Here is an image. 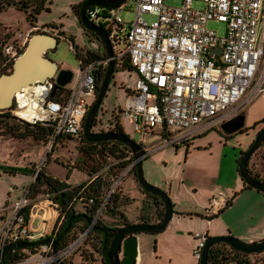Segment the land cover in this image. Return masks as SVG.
Listing matches in <instances>:
<instances>
[{"label": "built area", "instance_id": "2783aa9c", "mask_svg": "<svg viewBox=\"0 0 264 264\" xmlns=\"http://www.w3.org/2000/svg\"><path fill=\"white\" fill-rule=\"evenodd\" d=\"M196 1L203 7L195 8ZM124 3L135 10L130 24L118 15V8L94 6L87 16L108 31L116 66L128 58L138 73L136 89L126 97L121 117L131 120L136 133L154 137L149 145L139 143L145 156L168 146L188 144L198 134L244 113L252 100L264 94V0H182L178 6L168 5L165 0ZM145 14L157 19L150 23ZM211 20L227 24L224 36L208 28ZM37 29L32 28L25 36L20 34L3 47L6 64L14 63L24 53ZM117 44H125V51L115 52ZM215 48L221 51L212 56ZM111 59L107 55L88 63L79 61L64 100L55 98L58 89L51 96L56 76L24 86L14 97L11 113L30 124H51L53 142L79 134L90 107L87 98L97 95L99 71L106 70ZM116 163L107 164L95 174H109V185L91 223L76 238L56 251L53 244H43L36 247L35 253L5 262L8 253L19 251L12 250L2 256L0 264H69L104 216L110 197L136 168L134 160L112 174L111 167ZM41 170L37 169L34 179ZM226 204L223 198L215 197L207 213H218ZM73 207L71 202L63 208L53 192L33 196L28 188L6 209L0 227V253L19 242L56 239ZM35 220H39L36 226ZM194 237V255L200 260L210 236L197 233Z\"/></svg>", "mask_w": 264, "mask_h": 264}, {"label": "rangeland", "instance_id": "374dc122", "mask_svg": "<svg viewBox=\"0 0 264 264\" xmlns=\"http://www.w3.org/2000/svg\"><path fill=\"white\" fill-rule=\"evenodd\" d=\"M79 2L81 0H46L45 8L38 16L36 24L38 29L32 34V37L40 32L56 35L59 43L49 57L57 62L61 69H69L74 73L79 68V59L73 49L72 40L80 50L105 53L103 43L90 37L75 16L72 7ZM165 3L178 6L182 0H165ZM194 7L202 8L203 3L196 1ZM117 12L127 24L135 19V10L131 4L124 3ZM144 17L150 23L157 19L155 15L150 14H145ZM208 28L224 36L227 24L211 20ZM31 29L24 11L14 6L0 10V42L6 40L5 34L9 31L14 38H18L20 34L23 36L28 34ZM125 49V44L115 45L117 53L124 52ZM138 78L135 70L123 67V64L116 66L93 131L99 132L111 127L109 124L113 114L118 113L124 106L128 95L127 89H136ZM95 99L96 96L87 98L90 106ZM244 113V132L240 131L228 136L218 130L219 125L197 135L188 144L168 146L145 156L143 168L147 181L169 194L174 204V212L163 232L140 235L137 264H199V259L194 255L197 240L193 235L208 233L209 230L205 225L211 222L205 216H215L214 213H207V209L211 207V199L215 197L232 201V204L217 217L230 226L229 232L232 236L244 240L259 228L262 217L264 218V194L255 188L244 190L238 173V161L264 127V122H261L264 120V94L252 100ZM122 124L126 135L137 143L146 142L149 145L154 142L153 136L136 133L134 124L128 118L122 116ZM53 141L52 137L49 142L44 143L33 138L0 136V211L4 209L6 200L14 201L24 187L30 185L32 176L23 171L29 169L31 161L41 167L42 171L65 179L72 186L86 182L90 178L89 172L95 162L81 151V148L86 146L84 140L79 136L74 138L65 136ZM52 142L53 151L49 156ZM39 151H41L40 155H38ZM250 166L264 180V149L251 158ZM7 167L16 168L17 174L6 173ZM132 173L134 172L132 171L130 175ZM105 177L107 181L110 180L109 174ZM120 186H123L124 193L131 198L132 203L127 206L126 213L133 218L145 205L143 194L133 177H126ZM124 193L121 192L122 195ZM75 207L78 212L84 210L81 202L76 203ZM188 207L190 212L196 214L192 217L182 216V211ZM105 217V222L109 225L113 226L119 222L108 213ZM180 220L184 221L185 225H179ZM38 221L35 220V226ZM87 249L96 255V260H85L84 255L76 253L69 264H104L91 246Z\"/></svg>", "mask_w": 264, "mask_h": 264}, {"label": "trees", "instance_id": "16d2710c", "mask_svg": "<svg viewBox=\"0 0 264 264\" xmlns=\"http://www.w3.org/2000/svg\"><path fill=\"white\" fill-rule=\"evenodd\" d=\"M85 1L87 0H81V2L74 4L72 7L75 16L78 19L82 4ZM45 5H46V0H0V10H6L11 6H14L18 10L24 11L27 16V21L30 23L32 28L36 27V24L38 22V16L40 12L45 8ZM44 27L48 28L46 26ZM52 30H54V28H52ZM85 31L90 37L95 38L100 42H102L98 37V35L95 34L94 32L88 31L86 29ZM5 38L6 40L4 42H0V75L4 73H8L13 69V62L6 64L7 57L3 54V47L9 42L14 41L15 38L13 37V34L10 31L5 34ZM58 43H59V38H58ZM72 43H73V49L75 50L79 61L83 60L84 62L88 63L107 56L106 50L104 54L96 53L92 51H83L78 49L74 40H72ZM123 67H127L129 70H134L128 58L123 64ZM105 73L106 70L99 71L98 92L100 89V85L104 80ZM69 91H70L69 84L66 85L65 87H59L55 98L58 100L59 99L64 100L68 96ZM127 92L130 93V90L127 89ZM261 122H264V120ZM110 124L113 126L110 128V130L121 134H126L122 124L121 109L118 113L115 112L113 114ZM53 133H54V128L49 123L30 124L14 116L11 113L10 109L0 110V136L11 135L12 137L18 139L33 138L36 141L46 143L50 141ZM75 136H79L81 139L84 140L86 146H83L81 148V151L84 152L88 158L92 159L95 162L92 170L89 172L90 176H94L96 173L100 172L101 169L105 167L107 164L117 162L115 165L111 167L112 174H115L116 171L122 170L129 163L135 160L132 151L119 141L105 140L100 142H89L85 139L83 130L80 131V133ZM75 136H67V137L74 138ZM261 149H264V142L259 147V149L254 153V155L260 152ZM52 151L53 149L48 153L49 156L51 155ZM243 153L241 154V156L243 155ZM238 163H240V160L238 161ZM63 166L66 165L63 164ZM7 168H8V170H6L7 172L10 173L18 172L16 168L13 167H7ZM248 168L250 174L254 178L264 182V180L261 178L259 173L255 172L252 169V167L250 166V162ZM25 171L23 172L26 173ZM133 172L135 174L136 168H134ZM238 173L240 174L239 169H238ZM135 178L137 180L136 174H135ZM108 185L109 182L107 181V178L103 174H99L97 175V177H94L93 179H90L76 186H71L67 182H63L58 179H55L52 176L46 175V173L42 170L39 172L35 181L31 185V192L33 196L38 195L42 191V189L46 188L47 191L55 193V200L63 208L71 202L74 203L73 209L68 212L66 219L64 220V222L62 223L56 234V238L59 239L58 242L59 247L71 242L74 238H76V236L80 232L84 231L88 227V221L82 218L81 215L82 214L86 215L90 220L93 218L94 214L101 206ZM139 186L141 187L140 184ZM141 188L148 197L153 198L156 201V203L161 205V209L159 210L160 211L159 220H161L164 217V213H165V208L162 200L158 196L147 192L145 189H143V187ZM250 188H251L250 186L246 184L244 185V190ZM78 202H81V204L83 205L84 208L83 212H78L75 209V204ZM129 203H131V199L123 196L121 194L120 188L119 189L117 188L116 192L110 197L106 205V209L104 211V216L99 220L98 225L96 227L109 228V227L132 224V222L127 218V216L122 210V207ZM231 204H232L231 200L227 201L225 207H229ZM107 213L113 216L112 218L118 219L119 220L118 224H115L113 226L107 224V222H105V218H106L105 216L107 215ZM74 214H76L77 216L73 218L72 222L70 223L69 220ZM216 216H218V214H215L214 217H208V216L205 217L208 219H214ZM140 223H149V221H147L142 217ZM101 234H102L101 231L96 229L93 230L91 234L88 236L85 244L80 248V250L77 253H81L82 255H84L85 260H96V255L94 253H91L87 249L88 246H91L95 250L96 254H98L99 258L100 257L102 258L103 263L109 264L107 252L109 249L111 239L108 240L107 243H105L102 240ZM35 252H36V247L28 248L25 250H19L18 252L15 253L10 252L6 255L5 262L19 259L21 257L28 256L29 254ZM208 264H264V251L257 253L243 252L237 250L228 243L220 242L214 244L211 247L209 252Z\"/></svg>", "mask_w": 264, "mask_h": 264}, {"label": "water", "instance_id": "95a60500", "mask_svg": "<svg viewBox=\"0 0 264 264\" xmlns=\"http://www.w3.org/2000/svg\"><path fill=\"white\" fill-rule=\"evenodd\" d=\"M124 3V0H87L82 4L79 14V20L83 27L98 35L100 40L105 46L107 55L112 58L106 69L105 77L100 85L99 92L96 95V99L89 107L88 113L84 120V137L89 142H100L105 140H116L123 143L131 151L136 162V176L138 183L147 192L158 196L165 208L164 217L157 223H132L130 225L102 228L96 227V230L101 232H107V236H111L107 257L109 264H137L138 258V235L140 233L157 234L163 232L173 216V202L169 194L152 184H150L144 174L143 160L145 158V152L143 147L129 137L126 134H121L112 130H102L99 132L93 131V126L96 117L99 113L103 99L105 98L109 89L110 80L114 76L116 69V61L114 59L115 54L112 46L111 39L108 31L100 26H97L90 22L87 16V12L91 7L97 6L100 8H119ZM58 45V38L56 35L49 34L47 32H40L31 37L24 53L15 60L13 63V69L0 75V110L11 109L14 104V97L24 86L31 85L37 81H43L49 77L56 76V85L51 93L54 97L56 90L59 87H65L73 78L74 72L69 69H61L59 64L46 55L47 51L54 50ZM221 48H215L211 50V55L215 56ZM245 125V113L238 114L228 121L224 122L223 129L226 133H233L241 130ZM264 142V127L257 134L255 140L243 153L240 159L238 169L240 175L245 184L251 188H255L264 194V182L254 178L249 172V162L254 153ZM77 215L74 214L69 222L71 223L73 218ZM91 223V220L84 214L81 215ZM59 239L44 238L32 242H19L10 246H7L2 253H0V259L6 253L12 250L28 249L37 247L43 244H53V248L56 251L58 247ZM228 243L237 250L257 253L264 251V239L259 241H246L234 236H210L209 240L202 252V256L199 260V264H208L209 252L211 247L216 243Z\"/></svg>", "mask_w": 264, "mask_h": 264}, {"label": "crops", "instance_id": "0c3cea01", "mask_svg": "<svg viewBox=\"0 0 264 264\" xmlns=\"http://www.w3.org/2000/svg\"><path fill=\"white\" fill-rule=\"evenodd\" d=\"M129 90H131V89H129ZM128 95H129V93H128ZM128 95H127V97H128ZM124 128V127H123ZM213 129V128H212ZM210 130V129H209ZM209 130H207V131H209ZM125 131V130H124ZM204 132H206V131H204ZM204 132H202V133H200V134H203ZM200 134H198V135H200ZM50 150H51V146H50ZM27 152V151H26ZM40 153H41V151H39L38 152V155H40ZM26 154H28V153H26ZM37 155V156H38ZM28 158H29V155H28ZM116 163V162H115ZM30 164L31 165H29L28 167H29V169H26V173H28V174H30L31 176H32V180H31V183H30V185L29 186H27V187H24V189H23V191L21 192V194L19 195V196H17L15 199H14V201H8V200H6L7 202H6V204H5V207H4V209H2L1 211H0V227H1V224H2V220H3V218L6 216V214H7V208L11 205V204H13L14 202H16L17 200H19V198H21L23 195H24V193L26 192V190L28 189V188H31V185L33 184V182L35 181V179H34V174L36 173V168H39L38 167V165L36 166V164L35 163H33L32 161L30 162ZM110 164H114V163H110ZM36 166V167H35ZM119 171V170H118ZM118 171H116V173L118 172ZM6 173H8V174H10V175H14V174H17V172H15V173H10V172H6ZM46 173V175H49V176H52V177H54L55 179H58V180H60V181H63V182H66V180L65 179H63V178H61V177H58V176H53L54 174H52V173H47V172H45ZM131 174V173H130ZM128 175V176H130V177H133V179L135 180V182L138 184V188H139V190H140V192L143 194V197H144V201H145V205L137 212V215L136 216H134L133 218H130L128 215H127V213H126V208H127V206L129 205V204H131L132 203V201H131V203H129V204H126V205H124L123 207H122V210H123V212L125 213V215L127 216V218L132 222V223H140V220H141V218L143 217L144 219H146L147 221H149V223H157V222H159L160 220H159V210L161 209V205H159L158 203H156V201L153 199V198H149L144 192H143V190H142V188L139 186V183H138V181L136 180V178L134 177L135 176V174L134 173H132V175ZM240 175V174H239ZM95 176V175H94ZM94 176H90V178L88 179V180H90V179H93V177ZM127 176V177H128ZM241 177V176H240ZM87 180V181H88ZM241 180H242V183H243V187H244V185H245V182L243 181V179L241 178ZM124 181V180H123ZM123 181H122V183H123ZM68 183V182H67ZM122 183L120 184V185H122ZM81 184V183H80ZM71 185V184H70ZM72 186V185H71ZM76 186V185H75ZM120 187V190H121V192H123L124 193V189H123V186H119ZM118 187V188H119ZM16 188H17V186H16ZM247 190V189H246ZM45 191H47L46 190V188H44V189H42V191L38 194V196H41ZM125 197H128L129 199H131L127 194H123ZM223 198V197H222ZM223 200H225V198H223ZM211 201H212V199H211ZM226 202L227 201H230V199H226L225 200ZM173 206H174V204H173ZM205 206V205H204ZM144 208V209H143ZM75 209H76V207H75ZM222 211H220V212H218V213H215L214 212V214H218V216L220 215V213H222V212H224L226 209H227V207H225V206H223V207H221L220 208ZM174 210V209H173ZM183 214H181L182 216H188V217H192L194 214H196V213H193V212H190V207H188V209H184L183 211ZM53 213V212H52ZM213 214V213H212ZM53 215V214H52ZM54 216V215H53ZM218 216H216L214 219H217V217ZM206 218V217H205ZM208 221H210L211 223H209V224H206L205 225V228H207L209 231H207L208 233L207 234H210V233H212L213 235L212 236H232L231 235V233L229 232V230L231 229L230 228V226H227L226 224H224L223 223V221L221 222L220 220H214V221H211V220H213V219H208V218H206ZM185 225V222L184 221H182V220H180V222H179V225ZM186 229H188V230H190V228L189 227H186ZM181 232H183V231H181ZM229 232V233H228ZM141 234H143V233H140L139 235H138V238H140V235ZM146 234H148V233H146ZM194 236V235H193ZM261 239H264V218L262 217V222L260 223V225H259V228L257 229V230H255L253 233H251V235H249V237H247L246 239H244V240H246V241H259V240H261Z\"/></svg>", "mask_w": 264, "mask_h": 264}, {"label": "flooded vegetation", "instance_id": "af4514ba", "mask_svg": "<svg viewBox=\"0 0 264 264\" xmlns=\"http://www.w3.org/2000/svg\"><path fill=\"white\" fill-rule=\"evenodd\" d=\"M52 51H53V50H49V51H47L46 55H47V56H50V53H51ZM96 119H97V117H96ZM96 124H97V123H96V120H95L94 126H95ZM223 125H224V123H222V124L220 125V128H221V129L219 128L218 130H221L223 133H225V134L228 135V136H231V135L235 134L236 132H240V131L244 132V128H242L241 130L236 131V132H233V133H226V132L224 131V129H223ZM84 219H85V218H84ZM115 227H117V226H115ZM101 236H102V240H103L105 243H107L108 240L112 239L111 236H107V232H102ZM110 241H111V240H110ZM103 259H104V258H103Z\"/></svg>", "mask_w": 264, "mask_h": 264}, {"label": "bare ground", "instance_id": "6f19581e", "mask_svg": "<svg viewBox=\"0 0 264 264\" xmlns=\"http://www.w3.org/2000/svg\"><path fill=\"white\" fill-rule=\"evenodd\" d=\"M22 103H23V105H25V104H27V101H26V100H24Z\"/></svg>", "mask_w": 264, "mask_h": 264}]
</instances>
